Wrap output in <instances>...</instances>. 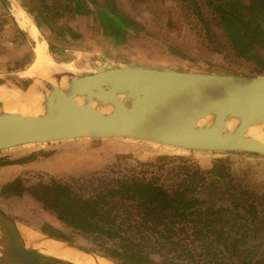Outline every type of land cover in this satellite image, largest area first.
I'll return each instance as SVG.
<instances>
[{"label":"trees","instance_id":"1","mask_svg":"<svg viewBox=\"0 0 264 264\" xmlns=\"http://www.w3.org/2000/svg\"><path fill=\"white\" fill-rule=\"evenodd\" d=\"M71 2V14L89 8L86 0ZM208 2L220 12L232 47L264 74V0H251L250 13L240 0ZM113 14L120 26L108 33L135 23ZM44 154L33 151L25 160ZM25 191L121 264H264V180L250 179L247 169L235 171L228 156H216L208 166L178 153L134 162L118 157L87 175L51 176L30 185L17 175L0 186L1 196ZM40 229L68 239L52 225Z\"/></svg>","mask_w":264,"mask_h":264},{"label":"rangeland","instance_id":"2","mask_svg":"<svg viewBox=\"0 0 264 264\" xmlns=\"http://www.w3.org/2000/svg\"><path fill=\"white\" fill-rule=\"evenodd\" d=\"M17 1L14 0V4L20 3ZM35 1L38 3L31 1L28 5V10L32 12L29 15L47 42V51L59 62L74 63L78 74L123 65L247 75L262 73L252 60L232 47L220 12L208 0H86L91 11L82 14H71V7L68 6V1L74 4L77 0H45L46 5L51 6L46 9L39 3L44 0ZM240 2L244 6L243 12L250 13L251 0ZM96 5H105L119 15L123 22H127L126 18L130 17L135 23L124 24L127 31L108 33L106 31H114L120 26V22L106 8L98 11L99 19ZM0 7L6 18V21H0V77L13 78L35 62L42 40L37 43L26 29L20 27L12 13L10 0H1ZM55 10L63 15L54 18L52 12ZM45 23L49 29L43 30L40 25L44 26ZM58 41L63 45L58 46ZM261 55L264 57V54ZM27 91L26 99L20 100L22 103H29L31 100L28 99L36 94L34 90ZM33 151L46 154L25 160V156ZM49 151L51 153L47 154ZM222 151L183 149L167 143L123 136H82L19 144L0 149V160L24 157L16 163L0 164V186L17 175L22 177L25 185H30L46 181L51 176L67 179L70 176L87 175L116 162L118 157L134 162L135 159L145 160L163 153L183 154L202 166L210 165L216 156H228L235 171L247 169L250 179L264 180L263 153ZM123 154L129 156L125 158ZM0 207L21 226L40 229L44 225H52L62 230L68 240L107 256L95 249L90 240L60 222L54 213L44 209L27 191L23 194L0 195ZM41 257L47 264L75 263L52 256ZM107 257L118 263L114 258Z\"/></svg>","mask_w":264,"mask_h":264},{"label":"water","instance_id":"3","mask_svg":"<svg viewBox=\"0 0 264 264\" xmlns=\"http://www.w3.org/2000/svg\"><path fill=\"white\" fill-rule=\"evenodd\" d=\"M63 76L64 86L42 79V88L47 91H43L39 113L3 110L0 103V149L82 136H123L188 149L264 154V141L248 134L250 126L264 123L263 73L123 65L81 74H52L58 83ZM12 79L0 77V84ZM32 81H23L22 89ZM23 158L1 159L0 164ZM30 228L121 264L80 243ZM42 255L64 259L28 244L17 221L0 207V264H47Z\"/></svg>","mask_w":264,"mask_h":264},{"label":"bare ground","instance_id":"4","mask_svg":"<svg viewBox=\"0 0 264 264\" xmlns=\"http://www.w3.org/2000/svg\"><path fill=\"white\" fill-rule=\"evenodd\" d=\"M13 15L15 16L20 27L26 29V31L35 41H37V43H39L41 40L42 43H39L40 46L38 47V58L29 68H27L22 73H16L17 77H13V79L10 81L11 83L6 81L0 84V103H2L3 110L36 114L43 110V91H47V89L42 88V79H46L57 85L60 84L64 86L66 85V77L63 76L60 83H58L54 80L52 74L60 71L75 72L77 68L72 62L62 63L53 58V56L47 51V42L40 34V30L22 7L15 6V8H13ZM29 78L33 79L32 83H30L26 89H22L23 81ZM27 90H34L36 91V94L33 92L35 95L32 99H28L31 100L29 103H22L20 100H22L24 97V99H26L25 91ZM78 101L81 100L78 99ZM229 125L233 126V123H229ZM263 126L264 123L250 126L248 129V134H251L264 141ZM18 226L28 244L31 243L33 246L41 248L48 253L58 255L64 259L80 264H112L110 260L100 255L88 253L72 246H67L64 241L42 236L33 229L21 226L19 224Z\"/></svg>","mask_w":264,"mask_h":264},{"label":"crops","instance_id":"5","mask_svg":"<svg viewBox=\"0 0 264 264\" xmlns=\"http://www.w3.org/2000/svg\"><path fill=\"white\" fill-rule=\"evenodd\" d=\"M5 1V0H4ZM31 1L34 3V4H37L38 2H36L35 0H19V4H14V0H10V7H11V9H12V13H13V8H14V6H18V7H22L27 13H28V15H29V13H32L31 12V10H28L29 9V6L28 5H30V3H31ZM0 2H1V0H0ZM40 3V6L44 9H46V1L44 0L43 2H39ZM3 14L4 13H2V7H0V21H6V18L5 17H3ZM30 16V15H29ZM34 17V16H33ZM48 20V19H47ZM49 21V20H48ZM33 22H34V20H33ZM35 23V22H34ZM1 25V24H0ZM36 26H37V24H35ZM1 27V26H0ZM38 27V26H37ZM40 27L44 30V28L46 29V28H48L49 29V25L48 24H46L45 23V25L44 26H41L40 25ZM52 42V41H51ZM57 45L58 46H62L63 44H61L59 41H58V43H57Z\"/></svg>","mask_w":264,"mask_h":264},{"label":"flooded vegetation","instance_id":"6","mask_svg":"<svg viewBox=\"0 0 264 264\" xmlns=\"http://www.w3.org/2000/svg\"><path fill=\"white\" fill-rule=\"evenodd\" d=\"M193 1V0H192ZM194 2V1H193ZM104 6V7H103ZM87 7H89L88 5H87ZM100 7V8H99ZM97 8H99V9H97ZM105 9L106 8V10H108L109 11V9H108V7H105V5H96V7H95V10H96V13L98 14V11L100 10V9ZM90 12L91 10H90V8H88V10H86V11H84L83 13H86V12ZM80 14H82V13H80ZM101 24H102V22H100ZM102 26H103V29H105V27H104V25L102 24Z\"/></svg>","mask_w":264,"mask_h":264}]
</instances>
